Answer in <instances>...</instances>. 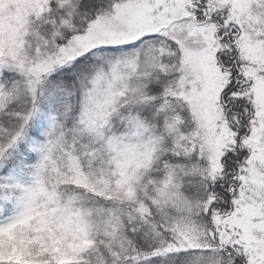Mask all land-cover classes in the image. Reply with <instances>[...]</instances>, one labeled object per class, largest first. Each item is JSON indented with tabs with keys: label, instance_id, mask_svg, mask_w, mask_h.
Segmentation results:
<instances>
[{
	"label": "snow or ice",
	"instance_id": "snow-or-ice-1",
	"mask_svg": "<svg viewBox=\"0 0 264 264\" xmlns=\"http://www.w3.org/2000/svg\"><path fill=\"white\" fill-rule=\"evenodd\" d=\"M0 264H264V0H0Z\"/></svg>",
	"mask_w": 264,
	"mask_h": 264
}]
</instances>
